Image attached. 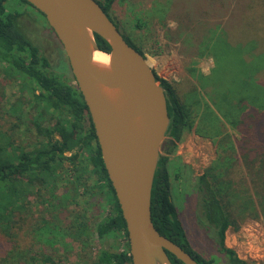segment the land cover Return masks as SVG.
I'll list each match as a JSON object with an SVG mask.
<instances>
[{"label": "trees", "instance_id": "trees-1", "mask_svg": "<svg viewBox=\"0 0 264 264\" xmlns=\"http://www.w3.org/2000/svg\"><path fill=\"white\" fill-rule=\"evenodd\" d=\"M95 1L118 30L117 23L110 15V9L116 0ZM180 2V17L176 18L177 25L173 30L175 38L171 40L180 39L181 44L187 47L201 33L202 26L196 20L198 14L207 17L211 14L212 18L218 15L216 18L226 17L229 21L238 12L243 18L249 17L252 22L257 23L259 18L264 17V0ZM200 5L210 9L209 12L198 9ZM25 6L32 8L24 0H0V94L6 84L17 78L22 80L23 87L28 88L29 81L33 84L29 87L32 88V108L35 114L27 119L35 131L39 147L28 152L20 151L18 155L6 158L0 154V264H14L18 255L21 263L32 264L34 257L31 249L27 247V238L40 246V264H62L57 255L60 251L61 254L71 251L68 240L75 243L81 253L88 249L92 238L102 241L109 236L123 240L122 250L101 249L93 258H85L80 254L81 264H131L125 223L100 157L87 108L76 85L65 74L54 72L48 58L34 44L22 21L27 13ZM215 7L223 9L222 12L214 14ZM32 10L44 18L41 13L33 8ZM211 22L222 24L217 20ZM166 31L171 30L166 28ZM119 32L130 47L143 54L138 46ZM217 36L226 38L220 29ZM94 40L101 51L109 52V46L100 37L94 35ZM256 52L255 60L247 62L254 70L250 78L241 84L244 94L229 100L226 96L230 87L227 88L224 101L229 110L220 116L213 112L211 105L205 103L195 129L202 138L209 133L214 139L215 159L196 177L194 187L203 219L214 236L217 252L224 257L226 264H249L225 246L226 231L230 228L236 230L245 219H259L264 223V74L260 73L264 70V41L261 42V48L257 45ZM154 76L164 91L169 123L152 182L151 221L160 235L183 249L198 264H214L213 258L202 257L191 246L170 194V174L167 166L169 156L175 153L177 144L191 129L192 120L175 85L155 74ZM27 102L23 96L14 101L13 105L17 109L13 110L18 114L15 122L8 126L9 131L18 128L24 114L21 106ZM52 120L54 122L49 127L43 125ZM226 125L240 132L241 140L237 142V146ZM243 126L245 129L241 128ZM250 136H253V142ZM9 137L10 135L0 130V149L5 150L12 145ZM83 151L87 154H83ZM65 153L70 155L66 157ZM64 161H69L67 170L72 189H68L63 195L62 191L57 196V183L60 179L57 172L63 167ZM89 181L91 185L87 184ZM43 187L48 194L45 201L50 203L51 209L48 214H41L38 224L31 228L29 199L33 192ZM80 187L85 198L82 203H79L77 197ZM65 199L71 200L79 209L71 211L68 221L63 224L54 213L56 209L64 208L62 200ZM100 200L109 205V214L98 216L90 224L88 207L95 206ZM41 232L44 238L38 243L37 238ZM48 250L51 252H47ZM167 256L171 264H182L168 252Z\"/></svg>", "mask_w": 264, "mask_h": 264}, {"label": "rangeland", "instance_id": "rangeland-1", "mask_svg": "<svg viewBox=\"0 0 264 264\" xmlns=\"http://www.w3.org/2000/svg\"><path fill=\"white\" fill-rule=\"evenodd\" d=\"M190 6H188V10H190ZM180 8V0H116L110 9V15L117 23L120 29L118 30L138 46L143 55L146 56V62L154 74L175 85L180 100L188 108L192 127L184 139L177 144L175 153L169 156L167 164L170 174V194L191 246L202 257L213 258L214 264H226L224 257L217 252L214 236L203 219L204 216L194 187L196 177L215 159L214 139L209 133H206L202 138L203 136L197 134L195 129L200 111L205 103L211 105L213 112L220 116L221 113H226L229 110V106L224 101V97L227 95L224 92L227 88L230 87V92L226 96L229 100H232L236 95L244 94L245 90L241 89V84L250 78L254 70V67L248 66L247 62L255 60L257 45L261 48V42L264 41V17L259 18L257 23L252 22L249 17L243 18L238 12L235 18L229 21L226 17L216 18L218 15L212 18L211 14L208 17L198 14L196 20L202 26L201 33L198 34L197 39L192 40V45L187 47L181 44L180 39L171 40L175 38L173 30L177 25V16L180 17ZM25 9L27 13L22 17V21L29 30L34 44L41 51H45L43 54L50 61L52 70L56 73L65 74L74 84L66 57L46 21L32 8L25 6ZM198 9L206 12L210 10L204 5L198 6ZM222 10L215 7L213 13L218 12L219 14ZM216 20L221 21L222 24L216 25L211 22ZM227 21L228 23L225 24ZM213 24L215 25L212 27ZM166 28L171 31L167 32ZM219 29L226 38H218ZM48 46H51L49 50ZM260 73L264 74V70ZM29 82L28 84L32 86L33 84ZM22 83V80L17 78L6 84L0 94V130L10 135L12 139L11 146L5 150L4 148L0 149V154L4 158L16 156L20 151L28 152L39 147L35 131L30 127L27 119L28 116L35 114V110L32 108L34 102L31 95L32 88L29 85L28 88L27 86L23 87ZM22 96L28 101L21 106L24 114L21 116L18 128L9 131L8 126L15 122L14 119L18 114L15 113L17 108L13 103ZM53 122L54 120L43 125L49 127ZM226 127L237 146V142L241 140L240 132H236L227 125ZM241 128L245 129V126ZM249 138L253 142V136ZM256 142L263 144L260 141ZM83 154L86 155V151H83ZM69 155L70 153H65L66 157ZM68 165L69 161H64L63 167L57 172L60 175L57 183V196L62 191H64L63 195L68 189H72L69 184L71 180L67 170ZM87 184L91 185V182L89 181ZM39 189L38 192H33L28 203L31 228L38 224L41 214H48L51 209L50 203L45 201L48 199L45 188ZM77 197L79 203L85 200L81 187L78 189ZM62 201H64V208L56 209L54 215L65 224L71 215L70 212L79 208H76L69 199ZM109 209V205L101 200L95 206L88 207L89 223L92 224L98 216L104 217L109 214ZM248 221H257L264 228L263 220L245 219L236 230L230 228L226 231L224 241L227 248L233 245L235 234ZM41 233L38 238L36 234L38 243L44 238L43 232ZM19 234L23 235V232ZM68 243L71 245V251L66 254H61L60 251L57 255L62 264H81L80 254H83L85 258L88 256L93 258L101 249L117 248L122 250L123 248V240L111 236L105 237L102 241L92 238L88 249L81 253H79L75 243L69 240ZM26 244L29 245L27 247L31 249V255L34 257L32 264H40V246L30 238L26 239ZM66 248L68 249V245ZM47 252H51V250ZM19 256H16L15 263L23 264L18 259ZM22 261L24 260L22 259ZM26 264L29 263L26 262Z\"/></svg>", "mask_w": 264, "mask_h": 264}, {"label": "water", "instance_id": "water-1", "mask_svg": "<svg viewBox=\"0 0 264 264\" xmlns=\"http://www.w3.org/2000/svg\"><path fill=\"white\" fill-rule=\"evenodd\" d=\"M41 13L60 44L92 123L100 157L124 220L131 264H198L160 235L150 197L169 117L146 56L130 47L95 0H24ZM94 35L110 48L101 51ZM107 55L98 65L93 53Z\"/></svg>", "mask_w": 264, "mask_h": 264}, {"label": "built area", "instance_id": "built-area-1", "mask_svg": "<svg viewBox=\"0 0 264 264\" xmlns=\"http://www.w3.org/2000/svg\"><path fill=\"white\" fill-rule=\"evenodd\" d=\"M228 248L249 264H264V228L257 221L244 223L235 234L233 245Z\"/></svg>", "mask_w": 264, "mask_h": 264}, {"label": "bare ground", "instance_id": "bare-ground-1", "mask_svg": "<svg viewBox=\"0 0 264 264\" xmlns=\"http://www.w3.org/2000/svg\"><path fill=\"white\" fill-rule=\"evenodd\" d=\"M92 59L98 65H106L107 61H108L107 55L99 53V52H94L93 56H92Z\"/></svg>", "mask_w": 264, "mask_h": 264}, {"label": "flooded vegetation", "instance_id": "flooded-vegetation-1", "mask_svg": "<svg viewBox=\"0 0 264 264\" xmlns=\"http://www.w3.org/2000/svg\"><path fill=\"white\" fill-rule=\"evenodd\" d=\"M49 43V42H48ZM51 46H48L47 48H48V50H49V48H50ZM42 52H44L45 53V51L44 50H42Z\"/></svg>", "mask_w": 264, "mask_h": 264}]
</instances>
